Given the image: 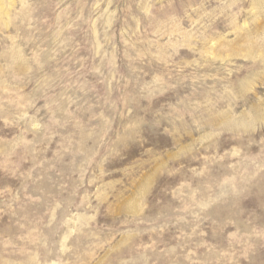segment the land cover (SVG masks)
I'll use <instances>...</instances> for the list:
<instances>
[{
	"label": "rangeland",
	"instance_id": "obj_1",
	"mask_svg": "<svg viewBox=\"0 0 264 264\" xmlns=\"http://www.w3.org/2000/svg\"><path fill=\"white\" fill-rule=\"evenodd\" d=\"M0 264H264V0H0Z\"/></svg>",
	"mask_w": 264,
	"mask_h": 264
}]
</instances>
